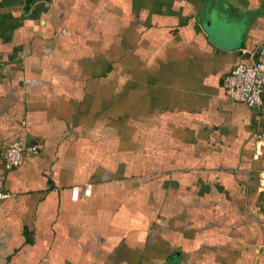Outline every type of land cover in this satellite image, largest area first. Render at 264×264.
<instances>
[{
	"label": "crops",
	"instance_id": "0c3cea01",
	"mask_svg": "<svg viewBox=\"0 0 264 264\" xmlns=\"http://www.w3.org/2000/svg\"><path fill=\"white\" fill-rule=\"evenodd\" d=\"M262 44L264 0H0V264H264Z\"/></svg>",
	"mask_w": 264,
	"mask_h": 264
},
{
	"label": "built area",
	"instance_id": "2783aa9c",
	"mask_svg": "<svg viewBox=\"0 0 264 264\" xmlns=\"http://www.w3.org/2000/svg\"><path fill=\"white\" fill-rule=\"evenodd\" d=\"M257 54L254 62L233 67L223 82L229 98L252 106L264 105V44L259 46ZM38 152V144L19 139L6 146L3 157L9 167H18L28 155ZM10 195L9 191L0 189V204ZM261 252L264 254V246Z\"/></svg>",
	"mask_w": 264,
	"mask_h": 264
},
{
	"label": "water",
	"instance_id": "95a60500",
	"mask_svg": "<svg viewBox=\"0 0 264 264\" xmlns=\"http://www.w3.org/2000/svg\"><path fill=\"white\" fill-rule=\"evenodd\" d=\"M35 0H27V5L30 6L34 3Z\"/></svg>",
	"mask_w": 264,
	"mask_h": 264
}]
</instances>
